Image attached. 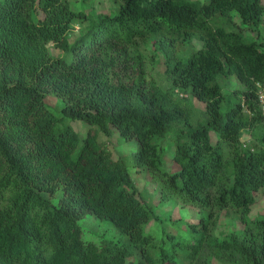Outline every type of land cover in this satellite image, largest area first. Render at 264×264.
<instances>
[{
  "label": "trees",
  "instance_id": "obj_1",
  "mask_svg": "<svg viewBox=\"0 0 264 264\" xmlns=\"http://www.w3.org/2000/svg\"><path fill=\"white\" fill-rule=\"evenodd\" d=\"M113 1L102 14L75 11L71 0H0V264H264V215H251L264 189L255 97L263 1ZM76 21L85 25L70 42ZM49 45L63 55L52 58ZM148 47L167 85L146 84ZM231 80L240 87L225 91ZM70 121L136 140L132 167L158 182L163 200L198 210L188 239L146 233L162 219L140 199L126 161ZM247 131L252 146L241 143ZM87 216L120 239H84ZM222 216L239 226L219 231Z\"/></svg>",
  "mask_w": 264,
  "mask_h": 264
},
{
  "label": "rangeland",
  "instance_id": "obj_2",
  "mask_svg": "<svg viewBox=\"0 0 264 264\" xmlns=\"http://www.w3.org/2000/svg\"><path fill=\"white\" fill-rule=\"evenodd\" d=\"M262 1L264 4V0ZM71 3L72 8L75 11L84 10L85 12H89L90 10H94L96 13L102 14H111L116 8V3L113 0H89V2L87 0H71ZM84 25L85 23L80 21L73 23V31L69 35L70 42L78 36V30ZM260 31L262 40L264 41V23L260 26ZM194 45L195 47H192L194 49L200 47L198 42L194 43ZM48 49L52 58H57L63 55L60 50L54 48L52 45H49ZM151 50V47H148L145 51L141 52L145 57L143 62L146 84L149 85V82L153 81L157 85H167L163 73L164 68L160 63L157 64L155 62V57L152 58L153 54ZM187 51H189V49H187ZM127 63L130 65L132 60L128 59ZM237 87H240V85L236 81L231 80L226 82L225 91H233ZM45 102L54 112L60 111L63 106L61 101L53 96H48ZM194 103L199 108L204 107L202 103L197 101ZM69 124L80 136L85 135L87 132L94 135L96 134L98 141L105 145L114 160L121 157L126 161L128 173L142 197H140V199H142L144 203L153 206L156 215L162 219V223L160 224L156 221H151L145 228L146 233L152 234L154 237H159L162 235V230H165L166 233L177 235L182 239H188L185 224L197 223L199 220L198 210L192 207H182L172 200H163L158 182L154 178L148 176V172L145 170L137 171L132 167V155L138 150V143L136 140L125 141L119 138L116 133L106 137L102 133L97 132L94 126L82 121H70ZM241 143L245 145H253L248 131L243 134ZM162 145L166 150L162 159L163 168L167 172L173 173L178 169L172 160L174 151L173 147L171 144H168L167 141H163ZM256 199V203L251 207V215L254 217L264 215V189L260 190ZM80 225L83 231V238L86 240H92L96 243L100 241L101 237L113 240L120 239L121 237L115 227L107 221H101L87 216L80 221ZM235 226L238 227L239 223L222 216L219 220L218 230L221 232H230Z\"/></svg>",
  "mask_w": 264,
  "mask_h": 264
},
{
  "label": "built area",
  "instance_id": "obj_3",
  "mask_svg": "<svg viewBox=\"0 0 264 264\" xmlns=\"http://www.w3.org/2000/svg\"><path fill=\"white\" fill-rule=\"evenodd\" d=\"M256 92L255 97L258 104V107L261 111V116L264 119V85H260L259 83L256 84Z\"/></svg>",
  "mask_w": 264,
  "mask_h": 264
}]
</instances>
